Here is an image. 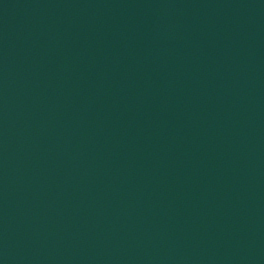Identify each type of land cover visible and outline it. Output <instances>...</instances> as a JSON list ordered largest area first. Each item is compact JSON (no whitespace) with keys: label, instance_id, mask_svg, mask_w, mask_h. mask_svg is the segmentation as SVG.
<instances>
[{"label":"water","instance_id":"obj_1","mask_svg":"<svg viewBox=\"0 0 264 264\" xmlns=\"http://www.w3.org/2000/svg\"><path fill=\"white\" fill-rule=\"evenodd\" d=\"M1 264H264V0H50Z\"/></svg>","mask_w":264,"mask_h":264}]
</instances>
